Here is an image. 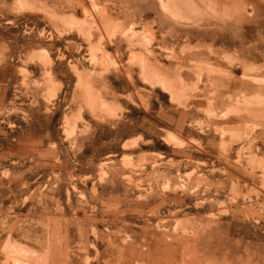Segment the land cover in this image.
Listing matches in <instances>:
<instances>
[{"label": "rangeland", "instance_id": "374dc122", "mask_svg": "<svg viewBox=\"0 0 264 264\" xmlns=\"http://www.w3.org/2000/svg\"><path fill=\"white\" fill-rule=\"evenodd\" d=\"M218 2L0 0V264H264V0Z\"/></svg>", "mask_w": 264, "mask_h": 264}, {"label": "bare ground", "instance_id": "6f19581e", "mask_svg": "<svg viewBox=\"0 0 264 264\" xmlns=\"http://www.w3.org/2000/svg\"><path fill=\"white\" fill-rule=\"evenodd\" d=\"M198 2L201 3L200 5H203L205 8L210 9L211 12H214L216 14H217L218 10H220V8H221L220 7V3L218 2V0H198ZM197 9H198V7H197ZM247 11L250 12V10H247Z\"/></svg>", "mask_w": 264, "mask_h": 264}]
</instances>
